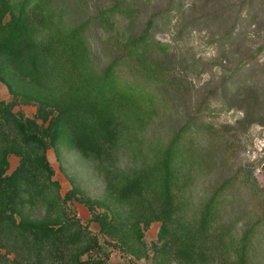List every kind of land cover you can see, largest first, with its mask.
Instances as JSON below:
<instances>
[{"label":"rangeland","instance_id":"rangeland-1","mask_svg":"<svg viewBox=\"0 0 264 264\" xmlns=\"http://www.w3.org/2000/svg\"><path fill=\"white\" fill-rule=\"evenodd\" d=\"M28 18L45 48L58 53L48 72L62 94L73 66L70 56L60 52L58 35L90 20L82 34L89 68L100 71L121 52L127 37L143 34L151 22L146 37L161 69L151 81L142 82L136 69L122 65L117 78L115 110L122 120L127 110L134 122L138 118L128 128V142L134 149L155 147L181 126L192 128L181 138L179 224L191 223L216 192V228L227 231L226 239H237L245 225L256 222L251 259L264 264V0H43ZM0 97L13 99L3 81ZM14 111L33 117L36 104L19 103ZM47 158L62 196L77 186L93 199L104 198V178L76 149L60 144L56 151L47 150ZM135 158L132 153V161L121 158L120 164ZM17 163L18 157L10 155L9 171ZM69 205L98 236L109 264H154L152 244L159 221L144 229L145 255L135 256L100 230L85 205ZM104 209L97 206L95 211ZM232 251L224 257L230 258Z\"/></svg>","mask_w":264,"mask_h":264},{"label":"trees","instance_id":"trees-1","mask_svg":"<svg viewBox=\"0 0 264 264\" xmlns=\"http://www.w3.org/2000/svg\"><path fill=\"white\" fill-rule=\"evenodd\" d=\"M42 2L0 0V81L13 94L11 101L0 97V264H109L98 236L69 205L74 201L88 208L108 238L135 256L144 254V229L159 221L154 264H254L250 251L257 223L245 225L237 239H226L227 231L216 228V192L191 223L179 224L176 218L184 180L181 138L192 128L181 126L155 147L134 149L128 142L135 119L127 110L122 120L115 110L117 78L122 65L136 69L142 82L161 69L146 37L151 22L143 34L127 37L121 52L100 71L89 68L82 34L90 20L58 35L60 52L70 56L73 66L62 94L48 72L58 53L45 48L28 18ZM19 103L36 104L35 115L14 111ZM60 144L76 149L104 178L103 199H93L77 186L60 194L47 158V150L56 151ZM132 153L136 161L121 165V158L132 161ZM10 155L18 157L11 171ZM97 206L105 209L97 212Z\"/></svg>","mask_w":264,"mask_h":264}]
</instances>
